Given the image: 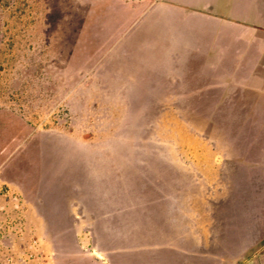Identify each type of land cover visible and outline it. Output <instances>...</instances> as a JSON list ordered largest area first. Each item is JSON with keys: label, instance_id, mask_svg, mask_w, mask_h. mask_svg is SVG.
Segmentation results:
<instances>
[{"label": "rangeland", "instance_id": "rangeland-1", "mask_svg": "<svg viewBox=\"0 0 264 264\" xmlns=\"http://www.w3.org/2000/svg\"><path fill=\"white\" fill-rule=\"evenodd\" d=\"M142 1L0 0V264H102L114 223L208 206L264 149L153 49Z\"/></svg>", "mask_w": 264, "mask_h": 264}, {"label": "crops", "instance_id": "crops-1", "mask_svg": "<svg viewBox=\"0 0 264 264\" xmlns=\"http://www.w3.org/2000/svg\"><path fill=\"white\" fill-rule=\"evenodd\" d=\"M153 49L193 86L223 89L235 118L264 121V0H143ZM238 113V112H237ZM263 129L264 126L259 127ZM260 131V130H258ZM261 135V134H260ZM208 206L162 208L158 223L112 225L102 264H264V149ZM249 168V169H248ZM251 175L254 195L239 186ZM239 186V187H238ZM195 200V198H194ZM111 247V248H110Z\"/></svg>", "mask_w": 264, "mask_h": 264}]
</instances>
